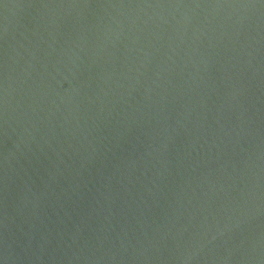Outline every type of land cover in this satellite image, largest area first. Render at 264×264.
Here are the masks:
<instances>
[{
	"label": "water",
	"instance_id": "obj_1",
	"mask_svg": "<svg viewBox=\"0 0 264 264\" xmlns=\"http://www.w3.org/2000/svg\"><path fill=\"white\" fill-rule=\"evenodd\" d=\"M0 264H264V0H0Z\"/></svg>",
	"mask_w": 264,
	"mask_h": 264
}]
</instances>
